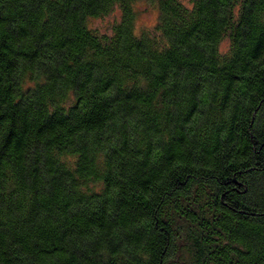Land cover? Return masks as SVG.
<instances>
[{
    "label": "trees",
    "instance_id": "16d2710c",
    "mask_svg": "<svg viewBox=\"0 0 264 264\" xmlns=\"http://www.w3.org/2000/svg\"><path fill=\"white\" fill-rule=\"evenodd\" d=\"M139 1L0 0V264H264V0Z\"/></svg>",
    "mask_w": 264,
    "mask_h": 264
},
{
    "label": "rangeland",
    "instance_id": "374dc122",
    "mask_svg": "<svg viewBox=\"0 0 264 264\" xmlns=\"http://www.w3.org/2000/svg\"><path fill=\"white\" fill-rule=\"evenodd\" d=\"M191 0H181V2L189 7ZM136 11L135 17V32L140 33L142 30H149L151 29L157 17V8L150 6L145 0H141L134 5ZM120 15L119 9H113L111 13L106 15L105 17L95 18L89 20L90 27L98 30L99 32H107L108 28L110 27L111 23L118 20ZM227 42H223L220 45V50L224 51L226 49Z\"/></svg>",
    "mask_w": 264,
    "mask_h": 264
}]
</instances>
